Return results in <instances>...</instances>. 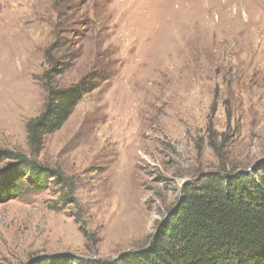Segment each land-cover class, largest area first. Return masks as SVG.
Returning <instances> with one entry per match:
<instances>
[{
	"label": "rangeland",
	"instance_id": "rangeland-1",
	"mask_svg": "<svg viewBox=\"0 0 264 264\" xmlns=\"http://www.w3.org/2000/svg\"><path fill=\"white\" fill-rule=\"evenodd\" d=\"M46 55L55 86L96 88L35 156ZM6 152L70 178L76 204L53 182L0 203V264L143 250L186 183L264 163V0H0V173Z\"/></svg>",
	"mask_w": 264,
	"mask_h": 264
},
{
	"label": "trees",
	"instance_id": "trees-1",
	"mask_svg": "<svg viewBox=\"0 0 264 264\" xmlns=\"http://www.w3.org/2000/svg\"><path fill=\"white\" fill-rule=\"evenodd\" d=\"M46 61L50 70L42 75L43 108L25 125L27 146L35 156L45 137L58 131L82 97L96 88L94 79L86 78L68 87L55 86L52 79L62 71L53 58L46 55ZM4 158L11 162L0 173V203L40 193L53 182L65 191L61 205L76 204L70 178L22 154L6 152ZM26 264H264V163L251 173L222 168L186 183L143 250L111 260L41 256Z\"/></svg>",
	"mask_w": 264,
	"mask_h": 264
},
{
	"label": "bare ground",
	"instance_id": "bare-ground-1",
	"mask_svg": "<svg viewBox=\"0 0 264 264\" xmlns=\"http://www.w3.org/2000/svg\"><path fill=\"white\" fill-rule=\"evenodd\" d=\"M133 6V5H132ZM214 7H215V5H214ZM208 7H206V9H207ZM212 8V7H211ZM208 10V9H207Z\"/></svg>",
	"mask_w": 264,
	"mask_h": 264
},
{
	"label": "water",
	"instance_id": "water-1",
	"mask_svg": "<svg viewBox=\"0 0 264 264\" xmlns=\"http://www.w3.org/2000/svg\"><path fill=\"white\" fill-rule=\"evenodd\" d=\"M125 254V253H124ZM116 258H118V257H116ZM114 259V258H113Z\"/></svg>",
	"mask_w": 264,
	"mask_h": 264
}]
</instances>
